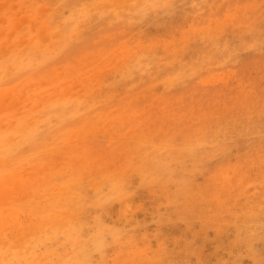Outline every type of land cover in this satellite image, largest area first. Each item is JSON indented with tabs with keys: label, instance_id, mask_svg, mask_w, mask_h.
<instances>
[{
	"label": "rangeland",
	"instance_id": "1",
	"mask_svg": "<svg viewBox=\"0 0 264 264\" xmlns=\"http://www.w3.org/2000/svg\"><path fill=\"white\" fill-rule=\"evenodd\" d=\"M117 1L0 0V264H264V0Z\"/></svg>",
	"mask_w": 264,
	"mask_h": 264
},
{
	"label": "bare ground",
	"instance_id": "2",
	"mask_svg": "<svg viewBox=\"0 0 264 264\" xmlns=\"http://www.w3.org/2000/svg\"><path fill=\"white\" fill-rule=\"evenodd\" d=\"M117 2H119V0H118ZM136 2H137V1H136ZM138 3H139V2H138ZM103 4H104V3H103ZM119 5H120V4H119ZM105 6H106V5H105ZM128 7H129V6H128ZM91 8H92V7H91ZM94 8H95V7H94ZM119 8H120V7H119ZM130 10H131V9H130ZM88 13H89V12H88ZM41 31H42V30H41ZM6 41H7V40H6ZM4 44H5V43H4ZM3 46H4V45H3ZM1 50H2V49H1ZM126 53H127V52H126ZM126 53H125V54H126ZM15 91H16V90H15ZM0 92H1V91H0ZM2 92H3V90H2ZM11 95H12V94H11ZM4 99H5V98H4ZM15 105H16V103H15ZM197 106H198V105H197ZM2 107H3V106H2ZM11 109H12V108H11ZM148 109H149V108H148ZM8 110H9V109H8ZM74 134H75V133H74ZM39 173H40V169H39ZM32 174H33V173H32ZM32 174H31V175H32ZM30 179H31V178H30ZM30 179H29V182L31 181ZM28 186H29V185H28ZM17 189H18V188H17ZM22 189H23V188H22ZM18 190H19V189H18ZM36 192H37V191H36ZM12 194H13V193H12ZM0 199H1V197H0ZM4 200H5V199H4ZM10 207H11V206H10ZM12 207H13V206H12ZM62 213H64V212H62ZM28 217H29V216H28ZM51 219H52V218H51ZM33 221H34V220H33ZM58 221H59V220H58ZM64 224H65V223H64ZM27 232H28V231H27ZM14 236H15V235H14ZM103 240H104V239H103ZM89 245H90V244H89ZM88 253H89V252H88ZM84 254H85V253H84ZM87 256H88V255H87ZM78 258H79V257H78Z\"/></svg>",
	"mask_w": 264,
	"mask_h": 264
}]
</instances>
